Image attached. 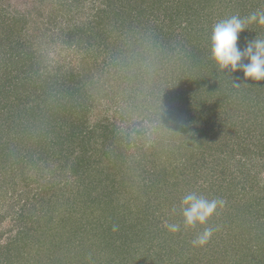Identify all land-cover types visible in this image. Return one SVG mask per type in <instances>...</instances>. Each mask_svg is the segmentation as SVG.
<instances>
[{
	"label": "trees",
	"instance_id": "trees-1",
	"mask_svg": "<svg viewBox=\"0 0 264 264\" xmlns=\"http://www.w3.org/2000/svg\"><path fill=\"white\" fill-rule=\"evenodd\" d=\"M83 1L67 0L60 15L66 19ZM186 1H178L184 14L179 20L187 28L175 57L162 68L158 54L147 52L151 99L131 110L152 126L143 138L112 128L100 113L94 129L85 132L81 118L87 109L78 108L93 101L91 95L82 93L74 103L67 77L62 86L59 76L55 83L52 77L35 80V64L42 61L35 47L62 17L51 11L46 24L21 11L20 0L0 1V143L3 130H9L0 163L5 159L11 167L2 178L10 179L16 192L18 219L25 221L29 212L25 233H18L13 250L6 244L0 264H264V182L258 180L264 171V36L257 43L251 37L246 45L240 35L237 45L233 24L224 29L225 40L212 39L205 30L208 40H201L198 50L201 37L193 35L203 28L188 30L195 21ZM52 33L47 44L56 41ZM61 36L69 47L90 49V37L60 31ZM9 44L16 52H7ZM56 85L59 91L53 90ZM31 96L36 101H29ZM214 128L225 141L213 147ZM132 149L136 152L129 154ZM206 156L213 163L210 173ZM61 158L72 160L77 181L69 186L71 195L55 199L64 208L56 214L49 175ZM230 164L232 171L225 173ZM21 247L25 253L17 257Z\"/></svg>",
	"mask_w": 264,
	"mask_h": 264
},
{
	"label": "rangeland",
	"instance_id": "rangeland-1",
	"mask_svg": "<svg viewBox=\"0 0 264 264\" xmlns=\"http://www.w3.org/2000/svg\"><path fill=\"white\" fill-rule=\"evenodd\" d=\"M0 1L4 5L3 0ZM66 1L67 0H20L18 4L21 11L27 9L34 17H38L40 21L48 24L46 21L50 18L49 13L51 11H53L51 13L56 12L59 15L62 12L66 13L67 10H64L67 4H65ZM178 1L84 0L78 7H72L70 12L68 11L69 15L67 14L66 16V14H64L66 19L60 15L62 20L59 21L58 19L56 27L50 28V32H45L42 35L45 36L39 40L41 45L35 47L39 50L36 52V55L40 53L42 59L41 61L38 58V60L41 61L40 65L35 64L36 68L34 69L39 71L37 72V78H35V80L43 81L46 80V78L52 77L51 82L55 83L53 79L56 78L54 77L59 76L60 81L58 82L62 83L60 85L62 86V77H67V82L65 84H67V86L69 85L73 91V101H76L74 103H78L81 100L79 97L82 93L91 95L93 101L89 102V100H86V104H80L78 108L81 112H85L86 110L84 109H87L85 112L86 115L81 118L84 123L86 122L85 126L87 130L85 129V132H90V129H94L98 121V118H96L97 114L100 113V119H104L112 128H121L124 132H128L129 135L131 134L132 136L138 132L140 138L142 136L148 137L147 133L152 131V126L146 123L147 121L145 119L139 117L136 112L131 110L132 106L138 105L144 100L148 101L151 99L152 89L148 90V88L154 81H152V78H149L150 81H148L147 79L150 75L144 74V70L148 68L147 52L152 51L153 55L158 54L159 60L158 58L155 59L159 62H163V64H160L162 68L168 64L167 60L169 58L175 57L176 53H178L177 51L179 49L176 47V44H179L180 40H182L180 37H184L185 35L182 28H187L186 22L179 20L184 14L182 11L183 4H180ZM206 1H210L212 5L209 4L210 6H204V2ZM206 1L187 0V4H185V6L193 9L194 14L192 20L195 21V24L189 27L188 30L191 32L193 28H203V31L198 29L193 35L194 40L201 37L196 40L197 42L199 41L198 45L196 44L198 50L203 47V43L200 41L208 40L205 30L211 34L210 37H212V39L218 41L222 39L225 40L227 37L223 34L225 32L224 29L227 27L231 28L233 24H235V26L231 28V31L237 30L233 37L237 45L241 44L240 35L244 37V42H247L244 43L246 45L251 37H253V41L255 39L260 41L263 39L264 0ZM4 7L6 12L8 10L7 4ZM32 9H34V11H32ZM226 19L228 22H226ZM210 28H212L211 32ZM60 31L70 35L72 34V37L77 39L90 37V49H77L73 46H67L68 44L64 43L67 41V37H58V34L60 36ZM52 32L57 34L55 37L57 42L55 41L54 44H47L48 33ZM198 32H201L203 35ZM199 34L201 36H199ZM9 45V50L7 52L11 54L16 52L18 47L12 44ZM262 47L264 48V46ZM3 48L6 49L7 46ZM261 51H263L264 55V50H262V48ZM258 52H260V50ZM212 57L213 55L209 54L207 60L210 61ZM38 60L36 62H38ZM207 60L206 62H208ZM196 69L200 71V69H202V63L199 64V68ZM137 75L138 77L142 75L139 80H137ZM161 75L163 76V74ZM15 83L17 82L13 81V85ZM38 83L39 82L35 84L36 91H38ZM52 88L53 90L57 88L59 91L61 87L56 85L52 86ZM9 90H11L10 86ZM75 90H77V92L74 94ZM30 91H33V88H31ZM38 93L40 92L38 91ZM155 93L158 95L157 91H155ZM135 95L137 98H134ZM53 97H55L54 93L52 94V98ZM135 99H137V101ZM55 100L57 101V99ZM29 101L36 100L34 96H31ZM31 103H27V105H31ZM46 106L47 104L45 107ZM140 129L145 135H141ZM214 130L216 131L215 134L209 133L213 135L212 142L210 139L209 144L213 147L217 146L220 141L221 143L225 141V138L221 137L222 134L219 129L214 128ZM6 133H8V135H6ZM98 133L99 131H97L96 134ZM161 133L162 132L159 133V136ZM216 134L220 136V139L218 136H214ZM86 136L88 135L82 134V140H87L88 137ZM96 137L97 136H94L93 138ZM153 137L154 139L160 138L155 135ZM1 139L0 145L9 144V130H3ZM133 152L135 153L136 149L130 150L129 154ZM6 153L9 154V146ZM143 153L144 152L133 156V162L140 160ZM74 157L75 155L73 154L71 159ZM71 159L69 158V160H67L61 158L58 162H55L53 169L55 168L56 172L52 174L53 177H51V174L49 175V183L54 184L53 187H51L50 194L53 196L50 199L52 203H59L56 205L57 208H55L56 214H61L64 208L61 209V201L59 200L58 202L55 201V199H60L59 197L63 195H71L73 192L71 188L69 189V186L77 181L76 175L72 174L74 165ZM1 160L2 157H0V161ZM4 160L5 159L0 163V187H2L1 190L3 192L7 193L4 196L1 195L4 193L0 192V259L6 244L10 245L11 250L15 248L17 242H12L15 241L16 238L22 236V234L19 236L18 233H25L26 227H24L25 224L23 222L27 223L29 221V212H26L25 221L22 222L21 219H18V207L14 205V193L16 192L11 188L13 185L9 184L10 179L6 178L8 180H3L2 178L8 175L9 170H11L9 163L6 165V161ZM206 162L210 165H206L205 169H208L210 173V167L213 163H211V159H209L208 156L205 157L204 163ZM167 163L170 164V160ZM221 164V162L218 164L219 169H222ZM231 164L229 168L226 169L227 166L223 168L225 169V173L230 170L232 171L234 165L232 166ZM247 166L253 167L251 163H248ZM146 168H151V164H148ZM252 171H254V169ZM258 180L263 184L264 171L259 174ZM204 183L206 184L207 182ZM55 195H57V198H55ZM11 206L14 208L12 207L11 209ZM254 241H252V243H254ZM234 243L235 245L237 244L235 239ZM15 253L17 257H19L25 253V249L23 250L21 247L19 250L17 249Z\"/></svg>",
	"mask_w": 264,
	"mask_h": 264
}]
</instances>
